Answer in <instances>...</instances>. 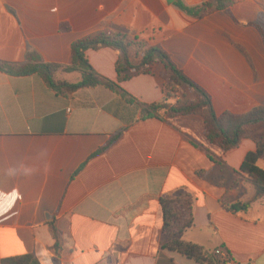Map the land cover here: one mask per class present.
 Listing matches in <instances>:
<instances>
[{
  "label": "crops",
  "instance_id": "crops-1",
  "mask_svg": "<svg viewBox=\"0 0 264 264\" xmlns=\"http://www.w3.org/2000/svg\"><path fill=\"white\" fill-rule=\"evenodd\" d=\"M177 1L216 2L0 0V61L69 66L74 42L115 32L166 52L210 94L218 115L264 108V0H233L200 18ZM139 52L132 48L134 57ZM86 56L117 82L114 50ZM164 70L156 64L120 87L141 103L175 106L182 95L166 97ZM59 79L75 84L82 75ZM256 150L249 139L228 152L211 145L199 116L142 120L138 106L103 87L64 98L38 75L0 72V208L9 209L0 214V264L25 255L42 264H199L162 247L161 199L179 194L194 203L183 241L217 250L227 264H264V198L231 209L255 195L236 172ZM258 166L264 170V157ZM51 223L62 238L59 253Z\"/></svg>",
  "mask_w": 264,
  "mask_h": 264
},
{
  "label": "trees",
  "instance_id": "trees-1",
  "mask_svg": "<svg viewBox=\"0 0 264 264\" xmlns=\"http://www.w3.org/2000/svg\"><path fill=\"white\" fill-rule=\"evenodd\" d=\"M233 0H216L215 4L204 3L197 7H188L181 1L175 6L189 17L200 18L212 7L227 10ZM139 47V54L134 57L133 47ZM112 49L119 56L116 65L117 82H113L98 74L89 64L86 52ZM156 64L165 67L161 73L164 80L163 91L166 97L171 94H181V100L175 106L165 103L144 104L124 91L120 84L138 75H148ZM0 72L12 77H28L38 75L46 86L58 96L69 98L82 89L103 87L117 93L128 104L138 106L141 119L157 118L164 120L166 116H199L204 121V136L213 146L228 152L239 147L245 139L252 140L257 150L248 154L236 175H245L255 190L250 202H239L231 207L234 211L247 210L255 201L264 198V170L258 162L264 157V108H255L245 114L230 112L218 115L214 109L210 94L190 79L171 60L169 55L160 48H146L139 40H128L124 35L115 32H105L94 37H85L73 43L71 49V65L62 66L46 63H29L24 66H11L0 61ZM79 72L81 81L71 84L59 79L63 74ZM118 133L105 147L122 136ZM103 148L100 152H102ZM99 154V153H98ZM163 215V249L177 253L199 264H227L217 250H208L202 246L185 242L181 236L194 225L193 198L189 194L170 195L161 199ZM50 231L55 239L53 250L56 253L62 248V238L55 223L50 224ZM2 264H41L32 256L6 259Z\"/></svg>",
  "mask_w": 264,
  "mask_h": 264
},
{
  "label": "clouds",
  "instance_id": "clouds-1",
  "mask_svg": "<svg viewBox=\"0 0 264 264\" xmlns=\"http://www.w3.org/2000/svg\"><path fill=\"white\" fill-rule=\"evenodd\" d=\"M49 169H50V165L48 166V168H46L45 171H48ZM16 198H17V199L21 198V197H20V194H19L18 192L16 193ZM13 203H14V201H13ZM6 211H9V209L0 208V214H3V213L6 212Z\"/></svg>",
  "mask_w": 264,
  "mask_h": 264
},
{
  "label": "water",
  "instance_id": "water-1",
  "mask_svg": "<svg viewBox=\"0 0 264 264\" xmlns=\"http://www.w3.org/2000/svg\"><path fill=\"white\" fill-rule=\"evenodd\" d=\"M175 0H168L169 3H173Z\"/></svg>",
  "mask_w": 264,
  "mask_h": 264
},
{
  "label": "built area",
  "instance_id": "built-area-1",
  "mask_svg": "<svg viewBox=\"0 0 264 264\" xmlns=\"http://www.w3.org/2000/svg\"><path fill=\"white\" fill-rule=\"evenodd\" d=\"M44 263L48 264L47 261H44ZM42 264V263H41Z\"/></svg>",
  "mask_w": 264,
  "mask_h": 264
},
{
  "label": "rangeland",
  "instance_id": "rangeland-1",
  "mask_svg": "<svg viewBox=\"0 0 264 264\" xmlns=\"http://www.w3.org/2000/svg\"><path fill=\"white\" fill-rule=\"evenodd\" d=\"M73 77V76H72ZM74 77H76V76H74Z\"/></svg>",
  "mask_w": 264,
  "mask_h": 264
}]
</instances>
